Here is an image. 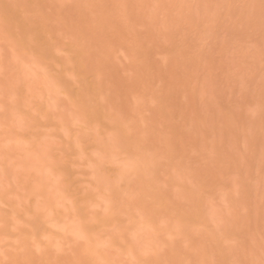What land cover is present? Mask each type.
Segmentation results:
<instances>
[{"label": "rangeland", "instance_id": "obj_1", "mask_svg": "<svg viewBox=\"0 0 264 264\" xmlns=\"http://www.w3.org/2000/svg\"><path fill=\"white\" fill-rule=\"evenodd\" d=\"M0 264H264V0H0Z\"/></svg>", "mask_w": 264, "mask_h": 264}]
</instances>
